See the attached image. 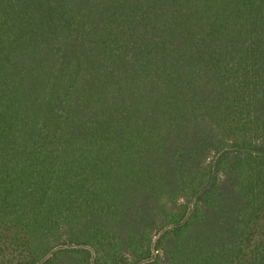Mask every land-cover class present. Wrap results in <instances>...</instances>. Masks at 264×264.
<instances>
[{"label":"trees","instance_id":"1","mask_svg":"<svg viewBox=\"0 0 264 264\" xmlns=\"http://www.w3.org/2000/svg\"><path fill=\"white\" fill-rule=\"evenodd\" d=\"M0 264H264V0H0Z\"/></svg>","mask_w":264,"mask_h":264}]
</instances>
